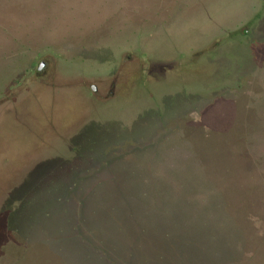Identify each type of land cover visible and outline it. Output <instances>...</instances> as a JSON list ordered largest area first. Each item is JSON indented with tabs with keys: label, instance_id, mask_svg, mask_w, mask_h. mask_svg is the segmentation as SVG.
Masks as SVG:
<instances>
[{
	"label": "rangeland",
	"instance_id": "374dc122",
	"mask_svg": "<svg viewBox=\"0 0 264 264\" xmlns=\"http://www.w3.org/2000/svg\"><path fill=\"white\" fill-rule=\"evenodd\" d=\"M263 3L0 0V169L43 164L20 188L0 180V264L24 263L38 243L103 264L96 247L128 212L172 196L234 211L221 223L244 232L231 238L263 245L264 21L229 35ZM152 59L177 65L151 78ZM95 81L97 97L84 88ZM34 94L48 110L20 108Z\"/></svg>",
	"mask_w": 264,
	"mask_h": 264
},
{
	"label": "trees",
	"instance_id": "16d2710c",
	"mask_svg": "<svg viewBox=\"0 0 264 264\" xmlns=\"http://www.w3.org/2000/svg\"><path fill=\"white\" fill-rule=\"evenodd\" d=\"M203 200V199H201ZM198 199L166 198V206L158 209L128 212L127 225L113 229L114 239L109 244L100 241L96 247L104 256L103 264H264V248L247 246L245 240L231 238L242 227L225 229L222 219L233 220L234 211H203L192 207ZM178 204H182L179 205ZM186 205L184 207H181ZM181 207V208H180ZM233 212V213H232ZM251 221L250 236L258 234V226ZM255 220L260 216L253 215ZM212 222V223H210ZM259 230L261 228L259 227ZM226 232L230 238H223ZM151 237L147 244L146 238ZM210 237V240H209ZM94 264V261H87Z\"/></svg>",
	"mask_w": 264,
	"mask_h": 264
},
{
	"label": "water",
	"instance_id": "95a60500",
	"mask_svg": "<svg viewBox=\"0 0 264 264\" xmlns=\"http://www.w3.org/2000/svg\"><path fill=\"white\" fill-rule=\"evenodd\" d=\"M261 10H259L256 14L253 15V18L245 21L241 26L243 27V25L248 28L252 23L258 22L259 20L257 19L260 16V22L262 24V22L264 21V16H263V12H264V3L261 4ZM257 19V20H255ZM241 28V27H240ZM238 29H234L231 32H229V35H236L239 34L241 32L237 31ZM243 33V32H242ZM216 42H208L206 44H203L201 46V48L195 50L192 54L193 57H199L202 56V54L207 53L208 51L213 50L214 46L216 45ZM198 44V43H197ZM196 45V44H195ZM150 62L152 63V70H154L153 72L155 73V78H163L164 76H166L167 71H173L177 65V61L176 60H169V59H157V60H150ZM114 81L111 80L110 82V86L114 85ZM35 95V94H34ZM32 95L28 100L27 103L24 106H21L20 108L22 110H32L34 112L35 111H40L41 108L44 109V111L48 110V103H47V98L44 97V95L42 94L41 96L39 94H36L35 96ZM35 100L40 102V105L37 104L35 102ZM41 107V108H40ZM28 114V113H27ZM25 115V118H28V115ZM33 114V113H31ZM35 115V113H34ZM40 148H44V146H41ZM5 154V153H4ZM12 157H15L14 154H11ZM53 157V156H52ZM18 162H14V164L12 165H4L1 169H0V180L2 181V185L5 184V182L9 181V180H15V182L17 183V188H20L21 186L25 185L24 183H28L29 182V177H33L36 173V171L43 165H36L34 167H32V169H27L25 171L20 170L21 169V165L16 164ZM17 175H20L19 178L17 179ZM136 203V202H134ZM149 240H151V237H148L145 239V241L143 242L144 244H147L149 242ZM34 251V252H33ZM36 251V254H34ZM51 251V252H49ZM33 258H30L29 260L25 261L24 263L21 264H87V261L85 258H81V259H74L71 257H65L62 258V256H60L59 254H53V251L51 248L46 247L45 244L42 243H38L36 250L34 248V250H32ZM31 252V253H32ZM20 264V263H18Z\"/></svg>",
	"mask_w": 264,
	"mask_h": 264
},
{
	"label": "flooded vegetation",
	"instance_id": "af4514ba",
	"mask_svg": "<svg viewBox=\"0 0 264 264\" xmlns=\"http://www.w3.org/2000/svg\"><path fill=\"white\" fill-rule=\"evenodd\" d=\"M244 23V22H243ZM240 25V24H239ZM236 26L235 28L236 29H238L237 31H239V32H245V31H247L248 30V28L246 27V25L244 26L243 25V27L242 26ZM238 27V28H237ZM241 27V28H240ZM230 34V33H229ZM247 34H250V33H247ZM250 39H247V42H249L250 43V41H249ZM217 40L215 39V40H212L211 41V43L212 42H216ZM152 63L153 62H150V63H148L147 64V68H146V73H147V75H149V77H151V78H155L156 76H155V73L153 72L154 70H152L151 68H152ZM43 66H44V62L43 61H39L38 62V64H37V69L38 70H41L42 68H43ZM147 80H148V82L150 81L149 80V78H147ZM96 82V81H95ZM84 88H85V90L89 93V94H91L92 96H94V97H97V95H98V91H99V88H98V85H97V82L96 83H87L86 84V82L84 83ZM109 91H111V90H109ZM99 96V95H98Z\"/></svg>",
	"mask_w": 264,
	"mask_h": 264
}]
</instances>
